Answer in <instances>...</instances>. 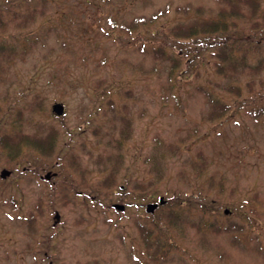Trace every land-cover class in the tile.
<instances>
[{"label":"rangeland","instance_id":"rangeland-1","mask_svg":"<svg viewBox=\"0 0 264 264\" xmlns=\"http://www.w3.org/2000/svg\"><path fill=\"white\" fill-rule=\"evenodd\" d=\"M222 3L0 0V132L52 125L58 158L45 179L24 169L35 156L15 165L0 151V170H11L0 175V264H264V68L227 76L214 64L218 42L169 30ZM263 10L259 0L257 18ZM23 34H36L25 51ZM179 48L172 66L164 57ZM257 49L249 61L264 58ZM68 170L78 187L64 196ZM160 195L177 219L162 230L170 244L147 252L133 219Z\"/></svg>","mask_w":264,"mask_h":264},{"label":"trees","instance_id":"trees-1","mask_svg":"<svg viewBox=\"0 0 264 264\" xmlns=\"http://www.w3.org/2000/svg\"><path fill=\"white\" fill-rule=\"evenodd\" d=\"M43 1V0H41ZM219 6V9L213 18H203L202 20L195 19L187 23L177 22L174 26L170 27V32L175 37H183L188 39L189 43L197 45V42L203 41L205 44L213 45L218 42L219 48L214 55L217 56L220 62L214 61L216 66V71L220 73H226L228 76L230 73L241 74L244 71H250L252 73H257L260 69L264 68V58H259L256 61H249L248 55L250 53H255V55L260 52L258 46L264 43V10L259 11V18H257L259 0H224ZM4 5V4H3ZM7 9H10L9 19L13 20L17 16L16 7H11L9 4H5ZM0 5V30L4 31L6 26V21L2 16V9ZM36 7L27 8L28 14L33 16L36 12ZM42 10V9H41ZM169 32V31H168ZM200 34V39L198 38ZM23 39L25 43L23 44V51L27 47H32L36 43V34L28 37V35L23 34ZM30 39L26 42L27 39ZM33 38V39H31ZM184 41L183 39H181ZM1 42V41H0ZM3 42V41H2ZM26 43L28 45H26ZM0 47H5L4 43H0ZM0 48V49H2ZM10 48V47H9ZM255 48V49H254ZM258 50V52H257ZM159 51V47L155 50V53ZM192 53V51H190ZM11 53V51L9 52ZM175 58L171 57L169 54L165 55V59L172 60V66L178 64V59L176 55L181 53V48L175 52ZM11 54H8L10 56ZM188 55L186 53V61ZM223 63L227 65V71L223 70ZM223 106V105H222ZM220 105V107H222ZM260 106H257L259 110ZM1 110V109H0ZM260 113L259 111H257ZM40 131L36 133L25 134L23 131H1L0 132V151L2 154L6 155L9 159L14 160V164L18 165L23 162L29 156H35L37 161L33 164H24L26 167L24 169L30 170L33 173H41L45 170H52L51 165L54 164L58 158L51 156L52 149L55 145L56 140V128L52 125H48L44 130L39 127ZM27 146V148H26ZM51 158L47 159V156ZM72 164V163H71ZM23 165V166H24ZM70 171L64 172L65 178L63 183L73 184L72 178L68 176ZM143 184H138L137 187H142ZM60 187V186H59ZM122 186V194L128 193ZM60 193L64 196V187H60ZM75 191V190H69ZM68 191V192H69ZM173 204V202H172ZM172 204L169 199H165L163 204H159L157 208L152 213H144L145 218L141 219L139 215H136L133 219L140 239L144 244L147 252L152 251L151 247L165 248L169 245V240L162 239L167 234H164L163 229H169L172 227L171 223L176 220L175 214L172 213ZM168 209V213L159 214L163 209ZM40 209V207H39ZM159 214V215H158ZM29 223V231H33L31 227L37 222V214L35 211H29L25 217ZM54 225V224H53ZM49 234L45 238L48 240ZM163 241V242H162ZM39 250H37L38 253ZM47 257L48 252L44 250ZM160 256H164L165 252L161 251ZM158 254V255H159ZM153 258L157 254L152 255ZM49 258V260H48ZM51 258L47 257L45 263L50 264Z\"/></svg>","mask_w":264,"mask_h":264},{"label":"water","instance_id":"water-1","mask_svg":"<svg viewBox=\"0 0 264 264\" xmlns=\"http://www.w3.org/2000/svg\"><path fill=\"white\" fill-rule=\"evenodd\" d=\"M51 110H52V112L54 114L60 115V114H62L64 112V105H63V103L61 101H54L51 104ZM8 173H9V170L6 169V168H3L1 170V175L2 176L6 175ZM44 177L45 178H49L50 177V173L49 172H46L44 174ZM163 201H164V198H163L162 195H160L158 197V201L157 202H148V203H146V206H145L146 211H149V212L153 211L154 208L157 206L158 202L159 203H162ZM113 206L115 208H117V209H123L124 208V204H121V203H113ZM225 211H227V209H225ZM58 216H59V213L58 212H55V217L58 218Z\"/></svg>","mask_w":264,"mask_h":264},{"label":"flooded vegetation","instance_id":"flooded-vegetation-1","mask_svg":"<svg viewBox=\"0 0 264 264\" xmlns=\"http://www.w3.org/2000/svg\"><path fill=\"white\" fill-rule=\"evenodd\" d=\"M66 186H67L68 189H75L76 190V187H78V184L73 183V184H68Z\"/></svg>","mask_w":264,"mask_h":264}]
</instances>
